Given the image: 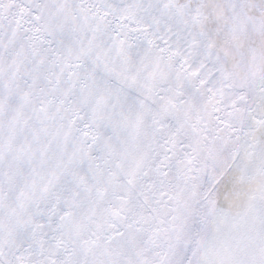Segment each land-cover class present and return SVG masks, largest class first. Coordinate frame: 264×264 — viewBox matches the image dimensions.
I'll list each match as a JSON object with an SVG mask.
<instances>
[{"label": "snow or ice", "instance_id": "obj_1", "mask_svg": "<svg viewBox=\"0 0 264 264\" xmlns=\"http://www.w3.org/2000/svg\"><path fill=\"white\" fill-rule=\"evenodd\" d=\"M0 264H264V0H0Z\"/></svg>", "mask_w": 264, "mask_h": 264}]
</instances>
